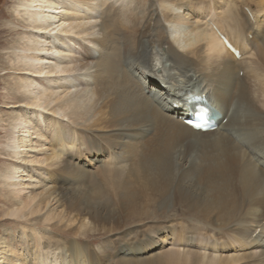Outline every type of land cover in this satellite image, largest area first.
Segmentation results:
<instances>
[{
	"label": "bare ground",
	"instance_id": "6f19581e",
	"mask_svg": "<svg viewBox=\"0 0 264 264\" xmlns=\"http://www.w3.org/2000/svg\"><path fill=\"white\" fill-rule=\"evenodd\" d=\"M146 1H15L0 222L56 245L0 264H264V0Z\"/></svg>",
	"mask_w": 264,
	"mask_h": 264
},
{
	"label": "rangeland",
	"instance_id": "374dc122",
	"mask_svg": "<svg viewBox=\"0 0 264 264\" xmlns=\"http://www.w3.org/2000/svg\"><path fill=\"white\" fill-rule=\"evenodd\" d=\"M15 1L16 0H0V29L6 28V25H4V23L11 20V17L9 16V14H12L11 11H12V8L15 4ZM149 1L150 0H147L144 3V5L148 6ZM139 20H141V22L143 23L142 24V28H143L144 22L147 20V17L146 18L144 17V18L139 19ZM144 28L145 29H141L143 31V32L141 31V35H143V36L146 35L145 34L146 27H144ZM16 36H17L16 34H13V33L11 34L8 31L3 32L0 30V69H2L7 64V61H8L7 56L4 53L6 50L4 51L3 48L7 46V43L8 44H9V42L12 43V41L14 40V38ZM5 73H6L5 71L0 70V111L1 110L3 111L2 113L0 112V119H6L7 113L9 114L10 111L12 110L11 108H4L3 106H1L5 102L4 97L7 96L6 92L9 89V86L11 84H13V82H12L13 80L10 77V75L5 74ZM7 101H10L8 99V97H7ZM63 126H65V124ZM4 127H5L4 124L3 125L0 124V140H1V142L5 141L8 138V136H7L8 130L7 129L5 130ZM56 150L59 151L60 148L58 147ZM2 157H5V155L2 154L0 151V168H1L2 164L7 163V161H5ZM4 165H6V164H4ZM2 205H3V203L0 202V209L3 207ZM151 209L152 210L155 209V208H153V205H151V208L148 207L146 209V211L148 212ZM155 211L157 213H159V210L157 211V209H155ZM166 213H167V211H166ZM138 215H139V212H135V214L132 215V217H131L132 220L129 219L131 222L129 221L130 223H128V222L127 223L129 225H133V224L138 223L137 222L138 221V217H137ZM145 218L146 217L144 215V217L142 219H145ZM162 218L163 217H160V219H162ZM4 229H7L6 237L10 242L14 243L17 251H19V252H21L23 250H25V252L28 251V256H27L28 258L33 257V253L38 252L39 250L46 252L45 248H47L48 245H53V246L56 245L55 239H49L48 236L43 235L42 239L40 240L39 237L34 233V231L31 228L24 230L23 226L19 225L18 223H12L10 221L0 222V232H4ZM58 233H59V231H58ZM63 236H64V238H66V237L68 238L67 234L63 235ZM104 237H106V236H104L103 234H97V235L91 236V238H89L88 240L91 242H93V240H95V242H93V244L95 247H98V245L100 244V242H102ZM29 251H30V253H29ZM104 254H106V255H104ZM104 254H103L104 256H101L104 259H102L100 261H98V260L89 261L87 264H119V259H118V256L116 255V250L112 251L111 249H109V250L106 249ZM63 257L66 258L65 259L66 264H73V263L76 264L75 261L71 257H66V256H63ZM77 264H80V263H77Z\"/></svg>",
	"mask_w": 264,
	"mask_h": 264
}]
</instances>
